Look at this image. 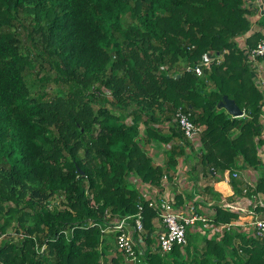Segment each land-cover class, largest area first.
I'll list each match as a JSON object with an SVG mask.
<instances>
[{"label": "trees", "instance_id": "obj_1", "mask_svg": "<svg viewBox=\"0 0 264 264\" xmlns=\"http://www.w3.org/2000/svg\"><path fill=\"white\" fill-rule=\"evenodd\" d=\"M251 14L246 0H0V229L17 223L16 240H0V264H123L97 223L105 209L124 216L142 203L151 230L155 210L129 177L159 187L182 146L197 156L192 172L216 174L204 193L235 199L232 172L262 166L264 92L237 42L264 36ZM208 52L222 60L200 76L186 70ZM36 66L53 68L54 94L37 88L48 79ZM224 95L243 116L218 107ZM177 112L202 127L198 147ZM152 143H171L163 165L145 150ZM248 193H264V177ZM191 198L176 194V206ZM53 199L64 208L49 209ZM243 217L215 206L221 234H203L200 250L147 254L146 264H264L263 239L226 228ZM192 246L199 254L187 262Z\"/></svg>", "mask_w": 264, "mask_h": 264}, {"label": "built area", "instance_id": "obj_2", "mask_svg": "<svg viewBox=\"0 0 264 264\" xmlns=\"http://www.w3.org/2000/svg\"><path fill=\"white\" fill-rule=\"evenodd\" d=\"M238 46L242 48L246 61L250 65V69L254 72V80L259 85V89H264V74L260 68L259 58L264 57V36L253 47H248L244 39L237 41ZM223 54L208 52L203 55L201 61L194 67H186L188 72L200 76L203 68H210L211 65L219 63ZM263 62V61H261ZM264 63V62H263ZM262 67V66H261ZM264 68V67H263ZM107 93L106 90H104ZM264 92V91H262ZM189 113H176V119L187 139L199 146V136L202 127L196 125L190 118ZM238 173L232 172V177L236 178ZM135 179V178H133ZM133 179L130 181L133 183ZM136 179H138L136 177ZM167 178H162L159 188L152 184H140L138 187L142 190V197L148 207L155 210V215L151 219L152 229L145 227L144 205H137V212L124 216L112 215L109 209H105L103 213V221L97 223L101 233V240L109 234L112 235L116 252L114 255H120L123 264H146L147 254L157 253L165 255L173 250L175 246H179L182 252L188 244V234L190 232H202L210 237L212 234H221V226L212 223V214L215 206L237 212L247 218H238L231 224H227L226 228L231 226L237 227L240 232L252 235L256 238L264 240V213L257 210L263 201L257 195L249 194L248 187L241 189V195L233 200L228 197L219 196L216 198H207L198 194L192 186L189 191L192 196L191 202L187 200L176 206L175 195L176 185L168 183ZM138 181H140L138 179ZM254 187V185H251ZM182 195V194H181ZM185 197V195H183ZM49 209L64 208L60 205L59 200L53 199L47 203ZM4 234H0V238ZM146 237L150 238L148 243ZM41 250V249H40Z\"/></svg>", "mask_w": 264, "mask_h": 264}, {"label": "crops", "instance_id": "obj_3", "mask_svg": "<svg viewBox=\"0 0 264 264\" xmlns=\"http://www.w3.org/2000/svg\"><path fill=\"white\" fill-rule=\"evenodd\" d=\"M246 3L251 8V10H254V14H251L250 18L253 21L252 29H260L264 33V26L260 27L259 24L256 23V21L259 19L260 16L264 15V0H246ZM242 40V39H241ZM260 66L264 67V63L260 61ZM263 74H264V68H262ZM259 75L257 74L255 78H257ZM254 78V79H255ZM256 83V81H255ZM256 85L259 87V85L256 83ZM264 91V89L262 90ZM264 111V107H263ZM261 121L264 125V112L261 115ZM164 131L168 132V125H164ZM261 139L263 140V144L258 147V156L261 159L262 166L257 169H251V168H242L235 170L238 173V176L236 179L240 180V184L237 188L239 190V193L236 194V197H239L241 195L240 190L244 187H251V185H254L257 178L262 176L264 177V130L261 135ZM178 140V139H176ZM176 142V141H174ZM171 142L172 144L174 143ZM171 143H168L167 145L162 144H151V145H145V150L148 151L155 163H158L159 165H163L166 161V151L170 148ZM183 147V146H182ZM187 150V148H186ZM188 151V150H187ZM190 152V151H189ZM188 152V153H189ZM191 153V152H190ZM177 158V169L175 173L172 175L171 179H168V183L172 185H176V191L179 194L186 195L189 194V191L191 190L192 186H195V181L200 186L198 189H193L198 192V194L204 195L207 198H213L211 194L204 193L205 190L203 188L205 186L211 185V183L214 180L215 172L212 173V176H207L204 174V172L201 170V166L197 169V171L192 172V167L196 164L197 158L194 157L191 159L189 156L187 158H184L182 156H178ZM166 178V176L163 177V179ZM167 181V180H166ZM226 184H229V177L226 179ZM183 189V190H182ZM225 189V188H224ZM231 190H229L228 193H230ZM223 197H226L225 194L221 195ZM235 197V198H236ZM264 200V193H259L257 195V199ZM247 218V217H243Z\"/></svg>", "mask_w": 264, "mask_h": 264}, {"label": "rangeland", "instance_id": "obj_4", "mask_svg": "<svg viewBox=\"0 0 264 264\" xmlns=\"http://www.w3.org/2000/svg\"><path fill=\"white\" fill-rule=\"evenodd\" d=\"M20 32H22V35H21V37H22V43L26 47V48H24L25 51L28 50V51H33L34 52L33 43H32V41H31L30 38H27L26 37V33L23 30V28L20 29ZM36 37H38L37 34H36ZM237 39H238V41L241 40L240 38H237ZM40 62H41V60L39 59V62L38 63H40ZM44 65L47 66V64H44ZM260 68H263V67L260 66ZM35 69L36 70H39L40 74L43 75V76H45L46 79H48V82L46 84H44V85H41V83L37 80L38 81V84H39V87L37 86V88L41 89L42 91H47V92H51V94H54V92H56V90H57V85H56V82L54 81V76L55 75H53V70H52L53 68H46V67H42V68L40 67L39 68V66H36ZM30 73H32L33 76L35 75V71H30ZM37 88L36 87H33V90H37ZM107 98L111 99L110 96L109 97L107 96ZM173 144H175V142ZM193 146L198 147V146L195 145V143H193ZM146 148H148V146ZM182 149H183V155H181V156L183 158H184V156H185V158H187L189 156L191 159L193 158V160H194V157L197 158V156H195L192 152L190 153L189 151L186 150V146H183ZM260 166L261 165H259L257 167V170H259ZM130 178H132V179L135 178V179H133V183H134L133 185L138 188V183L140 181H138V179H136V177H134V176L129 177V179ZM194 183H195L194 189L196 190L200 186L197 184L196 181ZM159 188H162L163 189V186L159 185L158 189ZM138 190H139V192L141 194L142 193L141 188H138ZM186 195H189V198L191 197L190 193L189 194L187 193ZM187 201L188 202H191V199H187ZM8 204H12V203H8ZM5 205H6V203H5ZM27 222L30 223V218H28V221ZM1 224H2V220L0 221V226H1ZM13 224L16 225L17 223L16 222H12L3 231H1V229H0V234H4V236L1 237L0 240H4V241H7V240H16L17 234L15 233V225L13 227ZM190 233H191V237L188 240V243H191V245H196L197 248H199V250H200L201 247L204 244L203 233L202 232H199V231H198V233L197 232L195 233L193 231L190 232ZM189 250H190L189 257H187V255L185 256L187 262L190 261V258L191 257L198 256L197 254H199L198 250H195V247H193V246H192V249H189ZM183 252L185 254V250Z\"/></svg>", "mask_w": 264, "mask_h": 264}, {"label": "water", "instance_id": "obj_5", "mask_svg": "<svg viewBox=\"0 0 264 264\" xmlns=\"http://www.w3.org/2000/svg\"><path fill=\"white\" fill-rule=\"evenodd\" d=\"M219 108H223L227 113L233 117L243 116V110L235 103L231 98H228L226 95L223 96L222 100L218 103Z\"/></svg>", "mask_w": 264, "mask_h": 264}]
</instances>
